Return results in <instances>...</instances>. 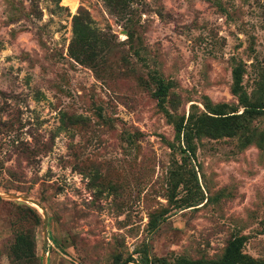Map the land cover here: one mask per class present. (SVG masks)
I'll return each mask as SVG.
<instances>
[{
    "label": "rangeland",
    "instance_id": "1",
    "mask_svg": "<svg viewBox=\"0 0 264 264\" xmlns=\"http://www.w3.org/2000/svg\"><path fill=\"white\" fill-rule=\"evenodd\" d=\"M238 65L264 103V0H0V264H172L237 235L264 264V113L246 146L204 137L183 159L175 138L205 104L243 110ZM15 194L46 208L47 252L43 210ZM20 232L40 261L13 260Z\"/></svg>",
    "mask_w": 264,
    "mask_h": 264
},
{
    "label": "trees",
    "instance_id": "2",
    "mask_svg": "<svg viewBox=\"0 0 264 264\" xmlns=\"http://www.w3.org/2000/svg\"><path fill=\"white\" fill-rule=\"evenodd\" d=\"M93 27L89 18L77 14L74 16V34L80 38V42L90 41L93 33ZM232 91L239 97L243 110L237 107H230L227 103L205 104L204 110L192 111L188 116H182L175 120L176 141L179 150L185 158H195L197 155L198 143L204 137L220 139L224 137H235L241 135L244 138L243 145H249L253 142V133L251 129L252 121L255 117L264 113V103L252 101L248 93L243 88V67L238 65L233 70ZM169 84H159L158 97L161 106L166 101ZM171 117V116H170ZM171 147L176 149V144L172 142ZM178 175H182L179 172ZM33 209V208H31ZM157 219L151 220V227L158 226ZM247 237L237 235L230 239L225 247L223 254L217 258H189L185 256L177 257L172 264H263L262 260L251 256L244 251V245ZM36 237L30 232H20L17 234L10 253L13 260L23 263L36 262L40 258L36 252ZM47 252V246H46ZM132 259V260H131ZM169 264L167 260H162ZM147 251L144 254L142 264H152ZM122 264H136L130 256Z\"/></svg>",
    "mask_w": 264,
    "mask_h": 264
},
{
    "label": "water",
    "instance_id": "3",
    "mask_svg": "<svg viewBox=\"0 0 264 264\" xmlns=\"http://www.w3.org/2000/svg\"><path fill=\"white\" fill-rule=\"evenodd\" d=\"M12 198H18V199H23L24 201L31 203L33 205L38 206L39 208H41L43 210V215L45 218V228H44V233H45V247H44V252H46V245H47V239H48V224H49V214L46 210V208L40 203V201L29 197V196H22V195H12ZM43 264H46L45 260L43 261Z\"/></svg>",
    "mask_w": 264,
    "mask_h": 264
},
{
    "label": "bare ground",
    "instance_id": "4",
    "mask_svg": "<svg viewBox=\"0 0 264 264\" xmlns=\"http://www.w3.org/2000/svg\"><path fill=\"white\" fill-rule=\"evenodd\" d=\"M75 7V6H74Z\"/></svg>",
    "mask_w": 264,
    "mask_h": 264
}]
</instances>
